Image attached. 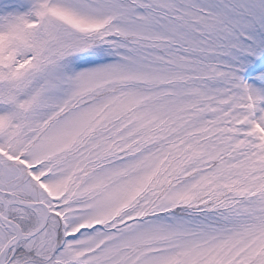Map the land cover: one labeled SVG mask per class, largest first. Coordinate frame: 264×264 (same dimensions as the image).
Instances as JSON below:
<instances>
[{"label": "snow or ice", "instance_id": "obj_1", "mask_svg": "<svg viewBox=\"0 0 264 264\" xmlns=\"http://www.w3.org/2000/svg\"><path fill=\"white\" fill-rule=\"evenodd\" d=\"M0 264H264V0H0Z\"/></svg>", "mask_w": 264, "mask_h": 264}]
</instances>
